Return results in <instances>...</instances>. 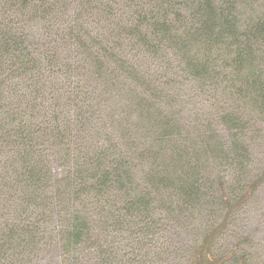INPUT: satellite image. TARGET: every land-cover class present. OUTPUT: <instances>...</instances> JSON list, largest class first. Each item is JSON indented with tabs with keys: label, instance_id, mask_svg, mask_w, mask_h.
I'll list each match as a JSON object with an SVG mask.
<instances>
[{
	"label": "trees",
	"instance_id": "trees-1",
	"mask_svg": "<svg viewBox=\"0 0 264 264\" xmlns=\"http://www.w3.org/2000/svg\"><path fill=\"white\" fill-rule=\"evenodd\" d=\"M261 202L264 0H0V264H264Z\"/></svg>",
	"mask_w": 264,
	"mask_h": 264
},
{
	"label": "rangeland",
	"instance_id": "rangeland-1",
	"mask_svg": "<svg viewBox=\"0 0 264 264\" xmlns=\"http://www.w3.org/2000/svg\"><path fill=\"white\" fill-rule=\"evenodd\" d=\"M259 208H264V204H262V202L260 203ZM252 214L253 215L256 214L255 219H258V220L262 219V216L264 217V211L262 209L261 211L256 210L255 212H252ZM241 220L242 218H240V221ZM236 224H237V221H236ZM226 243H227L226 239L224 240L220 239L215 248L218 250L221 246H224Z\"/></svg>",
	"mask_w": 264,
	"mask_h": 264
}]
</instances>
